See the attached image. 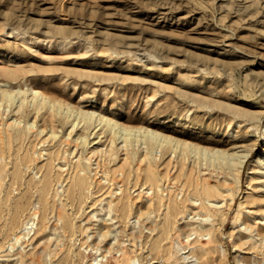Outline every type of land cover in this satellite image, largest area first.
Returning <instances> with one entry per match:
<instances>
[{"label":"rangeland","instance_id":"obj_1","mask_svg":"<svg viewBox=\"0 0 264 264\" xmlns=\"http://www.w3.org/2000/svg\"><path fill=\"white\" fill-rule=\"evenodd\" d=\"M21 87L131 129L248 158L238 179L229 177L213 200L225 201L229 189L237 195L207 236L211 225L191 219L204 202L196 187L205 175L185 159L188 153L165 152L153 166L179 190L172 198L185 201L175 213L164 203L173 199L160 201L155 185L142 191L148 159L89 153L119 147L109 129L82 124L72 131L46 109L28 116L39 128L29 131L27 116L12 112L25 125L14 135L21 140L9 146L1 107L0 136L12 156L0 161V264H264V182L252 164L264 147V0H0V90ZM51 123L57 138L50 137ZM81 135L91 141L87 148L75 147ZM23 158L28 166L19 170ZM103 159L122 188L99 182ZM80 163L87 184L67 199ZM49 166L53 177L44 191ZM111 191L118 192L112 204ZM151 202L152 213L142 214ZM243 221L260 225L263 239L243 231ZM105 226L110 234L103 237ZM204 241H210L209 260L201 255Z\"/></svg>","mask_w":264,"mask_h":264},{"label":"bare ground","instance_id":"obj_2","mask_svg":"<svg viewBox=\"0 0 264 264\" xmlns=\"http://www.w3.org/2000/svg\"><path fill=\"white\" fill-rule=\"evenodd\" d=\"M1 107L3 108V111L1 112V116L5 115L7 117L6 120H2L3 121L2 126H4L5 128V133L7 134L9 146H11L14 143V141L21 140L20 134H18L17 137L15 138L14 135H16V133H21V131L23 130V126L25 125V123L22 125L23 121L20 120V118L11 115L12 112L23 113L25 116H27L26 127L29 131H33L35 128L36 130H38L39 128L37 126V122L35 120L32 122V120H30L28 116L32 113L40 115V113H44L46 109H52L54 111V115L58 116L59 123H61L63 126L68 125L72 129V131L78 129V127L81 126L82 124L83 125L81 127L84 130L91 128L92 130L98 132L103 127L109 129L113 134L114 139L115 140L117 139L119 141L118 143L119 147L115 148L114 152H112L111 154L107 153V151H103L99 147H95L94 149L90 150L89 153L96 155L97 158L98 157L102 158V154L104 153L105 156L106 154H108V156H113L115 159L121 160L122 158H120L119 154L124 152L125 153L124 154L125 158H123L124 160H130L131 162H136V163L143 162L145 159H148L150 162V166L144 169L143 172V177L146 179V182L143 183V187L141 186L140 187L143 188L142 189L143 191L144 189H146L144 187L145 186L144 184L148 183L149 186L155 185L158 194L160 195V201H164L165 199H173L172 196L178 189H175V187L171 185V178H169L170 177L169 175H167V178H169L167 179L169 180V183L166 184L164 181L165 177L163 178L161 172L154 171L153 166L159 167L157 161L161 159L162 154L165 152H168L173 156H176L181 152L188 153L187 154L188 157H186L185 159H188L189 161L191 157L192 160L195 162V164L199 166V172L204 173L205 175L201 179V182L198 183L196 187L197 190L200 189V191H202V200L204 202L198 205L200 211L199 212L196 211L197 213L194 212L195 215L194 217H191V219L198 217L197 221H199V223L202 224L203 222H207L211 225V229L205 231L206 232L205 235L207 236L208 235L211 236L212 234L211 230L214 227H217L219 222H222L224 219L227 218L231 206L235 204L237 195L236 192L231 191L230 189L228 191L226 198L224 199L225 201L217 204V202L213 200H216V196L224 192L222 189L223 187H225V183L228 181L229 177L232 176L235 181L238 179L239 174L241 173L242 169L245 166V163L247 162L248 153L246 152H242L238 150L229 151L224 149H211L206 147L205 145L203 146V145L195 144L194 142L191 141H186V142L181 141L177 139V137L175 138L173 136L163 134L161 132L149 128L136 129V130L131 129L126 127L117 119L111 118L109 116L97 114L96 112L93 111L84 112L82 110L75 108L70 103L54 102L48 95L44 94L40 90L31 88L29 91V87H27L26 90H23L22 87L17 90L16 89L0 90V108ZM54 124L55 123H51L50 137L57 138L58 133L54 129L55 128ZM42 131L43 130H41V133ZM98 138L99 136H97V139ZM0 140H1L0 161L3 162L7 159V155L10 157L12 156V153L10 148L9 149L6 148L5 138L2 135L0 136ZM66 140L67 141L70 140V133L67 135ZM75 142H77V145L75 146L76 148H79V146L87 148L88 145L91 143L89 138L85 135L79 136ZM43 143H45V141ZM85 158L86 161H88V163L90 164L89 161L92 160V157L85 156ZM105 160L106 159H103L101 162H97V164H100V166L103 167V171H101L103 177L99 182L101 183L105 181L108 182L109 184L111 183V186H117L118 189L122 188V185L120 184L121 181L119 182L118 180L111 178V174L109 170H107L108 163H106ZM32 161H36V160L30 159L29 162ZM64 161L67 163L69 162V160H67V158L65 157H64ZM252 164H256L258 166L257 172L260 174L261 179L264 182V147H262L259 150V152H257V155L254 157ZM22 166L24 167L28 166V161H26L25 158H23L18 162L19 170L22 168ZM52 169L53 167L49 166L48 174H47L48 182H46L43 188L44 191H47L51 186L52 180L50 177H53L51 175ZM82 170H84L82 163L75 166L74 171L76 173L75 176L73 175L74 178L72 180L70 179L71 181L69 183L72 185V188L68 189L70 192L67 195V199L70 198L71 196H75L76 191L82 190V188H84L85 185L87 184V179L85 175L81 174L83 172ZM116 171L120 173L119 170ZM206 171H208L209 174H207ZM60 181L63 182V179L59 178L58 182ZM249 185L250 184L248 183L246 190H244L243 192L244 195L248 193L247 190L250 189ZM150 191L151 190L145 192L149 193ZM117 194H118L117 191L110 192V195L108 197L111 198L110 200L111 204L115 203V201L117 200L118 198ZM119 194L121 193L119 192ZM130 199L131 197H128V201H130ZM178 199H179V195L177 194L175 199H173L172 205H171V201L167 202L168 200L165 201L164 203L167 205V208L171 209V207H174L173 212L175 211L177 212L181 204L184 205L185 203V201H179ZM152 200L153 199H150V201ZM188 201H190L193 205H195L197 202L193 199L191 200L188 199ZM134 203L136 204V202L133 201V204ZM152 205L153 204L151 202L149 204V209L141 213L150 215V213H152L150 208L152 207ZM118 206L119 205L117 204V207ZM241 206L242 204L240 203L239 210L242 213ZM127 207H130V204L123 203L122 208H127ZM17 208L19 207L17 206ZM190 213L193 212L191 211ZM135 214L137 215L136 218L137 217L141 218L140 213L135 212ZM56 216L59 220H62V211L60 209H57ZM240 219L241 217L240 215H238L237 218L234 220L233 224L238 223ZM171 224L172 222H170L169 220L168 227H170ZM242 225H243L242 230L246 231L247 234L253 237L263 239V232L260 229V225L258 224L253 225L248 221H243ZM193 232L203 235L202 231L199 232L196 229H193ZM109 234H110L109 227L105 226L104 228H101L100 230L101 236L106 237ZM19 236L17 240L19 239ZM209 239L210 237L208 238V240ZM186 241L188 242V240ZM209 243L210 241H204L200 243L201 255L207 260H209V255L211 254L212 251L209 246ZM189 245H192V243H190ZM107 264H114V263L110 262Z\"/></svg>","mask_w":264,"mask_h":264}]
</instances>
